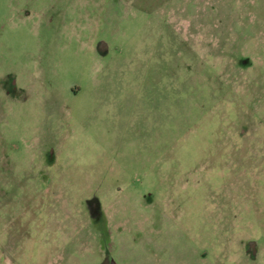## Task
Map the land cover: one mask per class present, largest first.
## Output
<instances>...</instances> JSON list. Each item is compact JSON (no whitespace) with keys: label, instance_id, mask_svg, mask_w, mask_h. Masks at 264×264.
Segmentation results:
<instances>
[{"label":"rangeland","instance_id":"rangeland-1","mask_svg":"<svg viewBox=\"0 0 264 264\" xmlns=\"http://www.w3.org/2000/svg\"><path fill=\"white\" fill-rule=\"evenodd\" d=\"M264 264V0H0V264Z\"/></svg>","mask_w":264,"mask_h":264},{"label":"water","instance_id":"water-1","mask_svg":"<svg viewBox=\"0 0 264 264\" xmlns=\"http://www.w3.org/2000/svg\"><path fill=\"white\" fill-rule=\"evenodd\" d=\"M111 264H117V263L115 262V260H112V261H111Z\"/></svg>","mask_w":264,"mask_h":264}]
</instances>
